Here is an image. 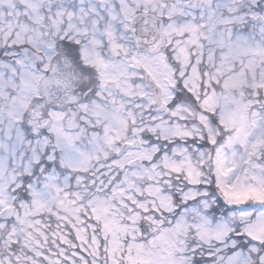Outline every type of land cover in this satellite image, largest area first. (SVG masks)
<instances>
[{
    "label": "snow or ice",
    "instance_id": "obj_1",
    "mask_svg": "<svg viewBox=\"0 0 264 264\" xmlns=\"http://www.w3.org/2000/svg\"><path fill=\"white\" fill-rule=\"evenodd\" d=\"M0 264H264V0H0Z\"/></svg>",
    "mask_w": 264,
    "mask_h": 264
}]
</instances>
